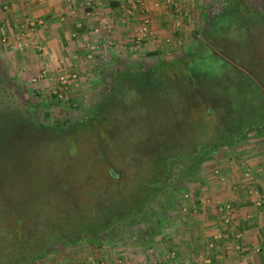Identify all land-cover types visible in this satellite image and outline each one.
<instances>
[{"label": "rangeland", "instance_id": "obj_1", "mask_svg": "<svg viewBox=\"0 0 264 264\" xmlns=\"http://www.w3.org/2000/svg\"><path fill=\"white\" fill-rule=\"evenodd\" d=\"M136 1L118 8L123 22L115 23V17L98 18V22L85 19L86 23L74 20L69 29L64 28L68 35L58 44L34 41L31 31L35 32V23H21L19 28L11 25L13 38L0 37V202L4 199L3 209L9 206L10 212H2L10 227L14 228L11 210L20 208L22 214L28 213L29 205L42 197H30L36 191H49L46 196L64 205V212L70 214L84 202L103 197L112 185L108 170L123 179L162 142L199 148L206 141H216L225 130L217 117L224 115L220 102L223 99L229 104L237 97V93L223 89L235 78V68L230 63L225 68L197 60L191 68V61L183 54L198 41L207 40L226 53L239 68L236 71L252 79L264 93V0H235L237 4L223 18L222 26L208 37L203 29L208 26L206 14L214 13L227 0H151L152 8L140 0V7H131ZM83 3L77 4L79 15L97 14L93 8L86 14ZM244 9L261 14L250 18L246 29L241 24ZM144 18L147 22L141 28ZM29 43L33 46H27ZM26 50L39 54L44 65L32 67L36 56H26ZM169 59L175 61L167 65ZM128 71H137L146 80L135 75L127 79L132 75ZM118 73L119 80L114 82ZM243 88L246 95L241 104L249 108L254 88ZM104 101L108 102L100 107ZM96 109L99 115L93 117ZM63 118L67 119L61 122L63 127L89 122L72 133L53 136L42 129L29 136L30 121L53 124ZM253 132L232 146L224 144L203 154L199 168L179 179L185 189L174 205L158 195L145 211L148 219L115 224L99 245L90 244L85 234L74 243H59L39 264H92L96 257L99 264H259L258 251L249 253L240 246L241 236L235 235L242 232L243 218L230 217V212H236L234 200L233 204L222 202L228 199L218 200L229 204L226 214L214 203L218 199L217 175L223 176L226 190L239 191L231 182L239 176L242 180L244 169L251 174L244 178L246 184L263 198L264 132ZM250 178L254 183L248 182ZM193 191L198 194L197 205L192 202ZM167 192L170 195L172 190ZM244 195L247 197L239 195L242 200L235 199L251 206L254 194L246 191ZM162 208L169 212L162 216L158 229L155 217ZM173 250L179 254L170 257ZM247 254V262H242Z\"/></svg>", "mask_w": 264, "mask_h": 264}, {"label": "trees", "instance_id": "obj_2", "mask_svg": "<svg viewBox=\"0 0 264 264\" xmlns=\"http://www.w3.org/2000/svg\"><path fill=\"white\" fill-rule=\"evenodd\" d=\"M236 4L235 0H231V3H228L227 0L214 13H207L208 26L203 28L205 30L204 36L208 37L214 30L216 31L217 28L222 26L220 24L221 21L224 22L225 19L223 18L229 14L232 6ZM257 15L261 14L244 9L243 23H241L242 27L246 29L247 21L250 18L256 19ZM240 29L243 30L242 28ZM183 55L186 57L185 60L189 59L191 61V68H193V61L195 62L196 60L197 62H205L208 66L217 63L219 66L228 68V65L221 58L212 55L209 47L201 41H198L196 45L187 49ZM174 61L175 59L167 60V65ZM162 63L166 62L162 61ZM128 72L132 75L126 76L127 79L135 75L139 77V80H146V76L141 75L137 71ZM233 72L235 78L233 77L229 80L228 87L223 89L228 88V91L233 94L237 93V97H235L233 102H229V104H227L228 101L223 99L220 102L219 106L222 108L224 115L217 114V117L221 118L220 120L223 122L225 130L219 133L216 141H206L202 145L200 144L199 148H195L194 145L187 147L175 146L170 140L167 143L162 142L145 157L140 165H137L123 179H121L122 176H119L117 172L113 173L111 169L108 170V179L112 185L105 190L103 197L84 202L80 209L70 214L64 212L66 209L64 205H57L49 196H46L49 191L40 190L30 196L36 198V196L41 195L42 197H38L36 202L33 201V204L31 206L29 205L28 213L22 214V210H19L20 208L11 210L10 215L13 219V228L6 222V214L2 212V210L7 211L9 209V206L3 209L5 206L3 199V202H0L2 205H0V220L2 224L0 227V264L42 263L43 260L48 258L47 254L52 249L55 250L54 246H57L59 243H74L77 241L79 235L84 234L90 244L99 245V242L107 237V232L115 224L125 223L130 225L144 218L148 219L145 211L150 203L156 202L155 200L158 199V195L167 197V203L172 202L174 205L179 194L185 189L183 184L178 183L179 179H182V176L187 174H192L195 169L199 168L203 156L208 154L209 151L220 148L224 144L232 146V143L246 136V133L249 131H254V135H259L264 132V93L245 74L237 72L236 69H233ZM239 73L241 75L237 77ZM243 76L246 79H242L244 78ZM126 77H123V80H126ZM118 80L119 73L114 77V82ZM248 85L249 88H254L253 99L250 101L249 108H245L242 107L241 101L244 100L246 95L243 86ZM235 87L239 90V93L235 90ZM245 90L247 91V89ZM116 91L117 89L113 86L112 92L115 93ZM222 96L225 95L222 94ZM106 103L104 101V103H100L99 105L102 107ZM46 115L48 113L44 112V116ZM96 115H99L97 109L93 117ZM21 119L22 121L24 120V118ZM66 120V118H63L60 123L53 124L26 122L29 124L27 128L29 126V128H33L34 130L42 128L54 136L56 135V131L61 133L63 129L61 122H65ZM88 122L89 119L76 122L69 126L75 125L77 127L85 123L88 124ZM168 188L172 190L170 195L168 192L166 193ZM120 190L122 191L121 195L117 194ZM192 196L193 204L197 205L199 203L197 192L193 191ZM168 212V210L166 211L162 208L158 217H155L158 229L162 216H166ZM29 221L31 222L29 223ZM219 226L220 221L216 223V227ZM175 254L178 255L179 253L173 250L170 257H174ZM99 263L100 260L97 257L92 262V264Z\"/></svg>", "mask_w": 264, "mask_h": 264}, {"label": "crops", "instance_id": "obj_3", "mask_svg": "<svg viewBox=\"0 0 264 264\" xmlns=\"http://www.w3.org/2000/svg\"><path fill=\"white\" fill-rule=\"evenodd\" d=\"M82 1L84 0H0V37L1 38L11 37V39L13 38L11 25L19 28L18 25H21V23L25 26L27 23L29 24L35 23L36 25L34 26V28L36 30L35 32L31 31L32 38L33 35L35 37L34 41L36 40L44 41L46 42V45H48L49 42L51 44L53 43L58 44V41L61 40L60 38L62 37L65 38L68 35V34L66 35L67 32L64 30V28L68 27L69 29L71 23L74 22V20L80 18L84 23H86L85 19L88 20L92 19L93 22H98L99 19L105 20L107 17H109V20H111L112 19L111 17H115L114 19H112L114 20L115 23L123 22L121 18L122 11L121 13H119L118 8L123 6V4L130 5L132 4L133 1L135 4V0H88L89 3H91V8H93L94 11L97 12V14L95 16L93 15L91 17H87L84 16V14L79 15L77 13L78 12L77 4L81 3ZM150 1L151 0H143V3L145 2L147 3V4L145 3V6L147 8H152L150 5ZM152 1L154 2L155 0ZM131 7H135V6H131ZM135 8H137V6ZM165 16L166 15H164V17ZM132 17L134 16L132 15ZM39 21H41V23H37ZM30 26L31 25H29V27L27 28H31ZM23 29L26 30V32H28L26 28ZM8 32L11 34V36H9ZM113 33L118 35V32L115 30ZM20 41L22 40L20 39ZM27 46H33V45L29 43ZM30 51L27 52L26 50V56L28 55L36 56L34 57L36 61L34 63H30V65H32V67L43 66L44 63L43 61L40 60V57H38L39 54L32 51L30 53ZM20 52L21 54L19 57H21V62H23L22 56H23V52L25 51L23 50ZM41 54L45 55L47 54V52ZM21 62L17 61V63L19 64ZM255 180H257V178ZM217 181L219 184V189L216 188L217 189L216 196L218 199L215 200H221L224 198L228 200L227 201L223 200L222 202L225 201L232 204L234 202V207L236 208V212L229 211L231 213L230 217L236 216L237 218L238 216H240L241 218H243L240 219L241 220L240 222H242L240 227L242 228V232H237L235 234L237 236H241L240 242H242L243 245L240 244V246H242V248H247L248 249L247 251L249 253L251 251L253 252V249L258 251L256 253L259 256L258 263L259 264L264 263V210L258 207L257 205L256 206L253 205L254 203H252L251 206L250 205L246 206L243 202L239 203V201L235 199L238 198L242 200V197L240 196L247 197L246 195H244V192L246 193L245 190L249 184L248 183L246 184V180L244 178L241 180L239 176L237 180L233 179V181L231 182L232 187L239 188L240 189V190L238 189L239 191L237 190L234 191L230 189L226 190L224 187H222L223 186L222 183L225 184V181L220 178H218ZM248 182L254 183V181L251 178L248 179ZM262 194L264 193H261V195ZM262 199H264V196ZM232 200L234 201L232 202ZM219 241H221V238L217 239V243ZM248 256H250V254H247L245 257H243L241 261L247 262Z\"/></svg>", "mask_w": 264, "mask_h": 264}, {"label": "built area", "instance_id": "obj_4", "mask_svg": "<svg viewBox=\"0 0 264 264\" xmlns=\"http://www.w3.org/2000/svg\"><path fill=\"white\" fill-rule=\"evenodd\" d=\"M83 2H84L83 3V8H86L85 13L86 14L90 13V11H91V4L89 3L88 0H84ZM141 5H142V2L140 0H137L136 1V6L137 7H140ZM140 10H142V9H140ZM146 22H147V19L144 18L142 20V22H141L143 24L141 26V28H144V24L146 25ZM214 172L217 173L218 170L217 169H214ZM241 175L243 176L242 178H248V177L251 176V174H249V172L247 170H245V169H244V171H243V173ZM217 176H218V178L223 179V176H221L220 174H218ZM246 191L252 192L254 194L253 202L255 203V205H257V206H259V207H261V208L264 209V199L260 198L259 194L257 193V190L255 188L253 189L252 187L250 188L249 185H248L247 188H246ZM182 197L183 198L187 197V193H184L182 195ZM204 200L205 201H208V198H205ZM214 203H215V206H216V208H217L218 211L222 212L223 210H225V214L227 213V211H229V204H227V203L226 204H221L218 200H215ZM223 220L225 222L228 221V217L226 215H223Z\"/></svg>", "mask_w": 264, "mask_h": 264}, {"label": "flooded vegetation", "instance_id": "obj_5", "mask_svg": "<svg viewBox=\"0 0 264 264\" xmlns=\"http://www.w3.org/2000/svg\"><path fill=\"white\" fill-rule=\"evenodd\" d=\"M202 43H204V44H206L208 47H209V49H210V51H211V53H212V55H216L217 57H219V58H221V60L224 62V63H230L231 64V66L232 67H234L236 70H239V68L238 67H236L229 59H228V57H227V55H226V53H224V52H222L219 48H215L212 44H210L209 42H207V40L206 41H204V42H202ZM184 70H185V72H187V74L189 75L191 72H190V70H187V68H185L184 67ZM190 76V78H191V80L192 79H194V76L192 75H189ZM70 124H68V125H66L65 127H63V129H62V131H61V133H59L58 131H56L55 132V134H57V135H61L62 133H64L65 131L67 132V133H72L74 130H76L75 129V125H73V126H69ZM29 131V136H31L32 135V132H33V135L35 134L34 132L35 131H40V130H42V128H37V129H33V128H29L28 129ZM39 133V132H38ZM37 135V134H36ZM109 167V166H108Z\"/></svg>", "mask_w": 264, "mask_h": 264}]
</instances>
